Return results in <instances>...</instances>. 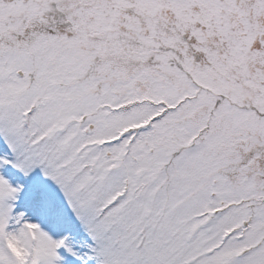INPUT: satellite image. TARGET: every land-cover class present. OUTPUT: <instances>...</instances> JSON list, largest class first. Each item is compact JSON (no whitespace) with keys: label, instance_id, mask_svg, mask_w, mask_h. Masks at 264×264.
Here are the masks:
<instances>
[{"label":"snow or ice","instance_id":"snow-or-ice-1","mask_svg":"<svg viewBox=\"0 0 264 264\" xmlns=\"http://www.w3.org/2000/svg\"><path fill=\"white\" fill-rule=\"evenodd\" d=\"M0 264H264V0H0Z\"/></svg>","mask_w":264,"mask_h":264}]
</instances>
